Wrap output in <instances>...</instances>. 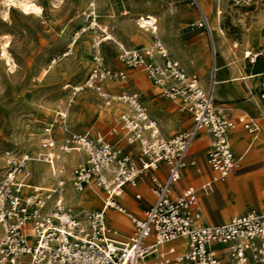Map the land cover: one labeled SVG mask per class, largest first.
Here are the masks:
<instances>
[{
	"label": "built area",
	"instance_id": "2783aa9c",
	"mask_svg": "<svg viewBox=\"0 0 264 264\" xmlns=\"http://www.w3.org/2000/svg\"><path fill=\"white\" fill-rule=\"evenodd\" d=\"M191 1L200 10L197 26L212 39L199 0ZM220 1L215 0L217 15L222 13ZM229 1L238 4L241 0ZM87 16L89 27H94L95 16ZM138 24L152 33L158 30L150 13L140 15ZM102 32L94 42L95 64L74 90L96 91L103 99L100 115L114 102L124 107L105 133H70L57 139L53 125L47 126L38 155L53 163L56 181L52 186L41 187L32 180L30 162L34 159L27 153L6 152V169L0 179V264H264V205L261 210L234 214L227 222L202 224L197 189L193 184L179 188L184 169L197 164L190 151L200 132L210 135L206 162L213 174L203 185L210 188L240 165L230 132L239 124L256 132L257 121L246 114L233 119L217 107L212 90L201 85L196 73L186 71L158 37L145 55L156 52L161 63L145 61L139 50L120 45L122 60L143 65L151 82L179 110L191 114L189 128L165 137L137 92L109 90V80L126 74L105 64L101 44L108 35L106 29ZM77 38L78 31L70 46ZM211 53L213 58L217 54L213 41ZM258 54L250 51L247 57L254 62ZM68 154L76 156L71 176L66 177L61 163ZM140 182L149 184L153 199L136 215L120 199L126 185ZM68 185L81 192L100 189L101 207L86 212L84 218L75 214L65 200ZM134 198L141 200L143 194L135 192ZM109 210L130 217L132 229L124 240L120 239L122 229L111 223Z\"/></svg>",
	"mask_w": 264,
	"mask_h": 264
},
{
	"label": "rangeland",
	"instance_id": "374dc122",
	"mask_svg": "<svg viewBox=\"0 0 264 264\" xmlns=\"http://www.w3.org/2000/svg\"><path fill=\"white\" fill-rule=\"evenodd\" d=\"M33 1L42 7L43 14L26 12L15 4L11 5L8 15H5L6 5L4 0H0V38L3 34L10 36L8 50L16 64L11 67L0 57V179L6 169L7 151L16 154L27 153L34 159L30 162L32 180L41 187L52 186L56 181L54 175L46 179L44 175L38 174V166L42 162L51 164L53 172V163L40 160L38 155L42 150L41 141L47 137V126L52 124L53 136L62 139L70 133L87 135L105 133L115 123L124 107L123 104L114 102L100 115L103 99L96 91L74 90V86L84 83L95 64L94 42L97 36L103 34L102 29H106L109 36L101 44L105 64L112 69L123 70L126 74L122 79L109 80V90L112 93L123 89L137 92L143 101L155 108L154 98L161 97L166 101L167 97L162 89L158 85L155 86L147 77L143 65H129L121 59L120 45L127 49L139 50L145 61L161 63L162 60L156 52L151 57L146 56L145 49L151 48L155 37L161 38V34L165 32L162 26L164 21L169 19L180 23L183 21L181 18H184L183 12L192 9L194 17L180 23L178 33L188 42L196 34L203 37L205 52L199 61L200 67L192 72L198 75L202 86V74L206 75V84L210 82L213 66L210 53L212 39L204 28L197 26L200 16L197 6L191 0ZM212 1L214 7L215 0ZM172 8L176 10L175 13H172ZM220 8L222 13L216 14L215 20L218 31L220 32L221 28L223 34L216 36L217 41L227 48L232 65L236 67L233 75L235 77L244 75L247 81L256 80L257 88H252L249 96L255 94L258 99L264 83V74L255 77L248 74L264 72V0H241L238 4L221 0ZM89 13L95 16L94 27H89L90 19L87 16ZM145 13L152 14L153 19L157 20L158 30L154 33L138 24L139 16ZM214 14L213 9L211 15ZM83 27L86 30L81 33ZM77 31L78 38L74 45L70 46L72 36ZM250 51L259 53L254 62L247 57ZM152 87L157 91L153 97L149 94ZM168 101L170 103L168 109L172 111L175 106ZM174 112L178 116L188 113L178 112L177 109ZM242 113L238 112L233 116L227 111L234 119ZM254 118L259 125L256 131L260 133L256 138L258 144L250 149L246 160L240 159L239 167L229 175L232 177L231 181H228V176L225 180L215 182L209 188L211 193L208 197L201 196L200 190L211 178L212 171L205 169L204 177H199L194 182L191 179L181 181V185L195 186L199 196V208L203 212H200L202 215L200 217L206 218L210 223L227 222L231 215L237 212L263 208L264 120ZM189 125L190 123L180 126L167 137L175 135ZM238 128L242 130L241 135L248 144L256 132L246 130L241 124ZM235 144L232 139L233 149L241 157L239 150L243 152V149ZM191 150H195V147L192 146ZM61 164L64 167V175L71 176L75 164L74 155H66ZM96 189L99 192L98 188ZM257 190L261 195L257 194ZM64 194L66 202L75 207L76 211L81 209L89 211L102 205L99 196L95 201H92L91 197L90 200L80 199V194L70 185L64 188ZM140 203L143 204L145 201L142 200ZM221 210H225L226 214L223 215ZM128 218L130 220L129 216ZM204 218L199 220V223H207ZM131 227L130 222L120 239H125L131 232Z\"/></svg>",
	"mask_w": 264,
	"mask_h": 264
},
{
	"label": "crops",
	"instance_id": "0c3cea01",
	"mask_svg": "<svg viewBox=\"0 0 264 264\" xmlns=\"http://www.w3.org/2000/svg\"><path fill=\"white\" fill-rule=\"evenodd\" d=\"M201 7L202 9H204L203 11L207 15L205 8L202 5ZM214 10H215V6H214ZM175 11L176 10H174L172 13H175ZM198 12L200 16L199 9H198ZM183 15H184V18H181V20H183L182 22H180L181 24L188 21L192 17H194V11L192 9H187L183 12ZM180 23H177L176 20L171 21L169 19L164 21L162 23V26L165 32L161 34V38L159 36L158 38L162 39L161 41L164 42L163 44L166 47H168L172 57L174 59L176 58L175 60H177L185 68L186 71L193 73L192 71L200 67L199 61L201 60V57L204 55V52H205V47L203 44V37L199 36V34H196L195 36L191 38L189 42L186 41V39L180 36L178 33L180 29ZM212 41L214 43V46L217 52L216 56L213 58L212 53H211V48H210L211 59L213 61V66H211V78L213 74V67L215 68V64H217V68H215V77H214V78H217V80H216V83L214 82L215 83L214 86L212 85L214 88L212 89V91L214 90V99H215L216 106L221 108L226 114H227V111H229V113L234 116L238 112H243L242 114H246L248 117L254 116L258 119L264 120V101H262V97H261L264 83H263V87L261 88V93H260L259 98L257 99L256 98L257 95L255 94H253L250 97L249 94L250 92L252 93V88L253 89L257 88L258 83L256 82V80H253V81H247L246 79L234 80L233 78L235 76L233 74L236 72V67L232 65L229 54L227 53V48L222 46L223 43H219L217 41V38L214 37L213 32H212ZM234 46L236 45L234 44ZM252 53L255 54L256 52L252 51ZM247 54L249 55L250 52H248ZM215 58L217 59L216 61H215ZM263 74L264 72H256V73H251L248 75H253L252 77H255V76H259ZM201 76H202L201 79L203 78L202 79L203 87L205 89H210V82L208 85L206 84V75L202 74ZM252 77H249V78H252ZM156 92H157L156 89L152 87L149 91V94H151L153 97V95H155ZM153 100H154L153 106L154 107L156 106L155 108L151 107V105L149 106L145 101L144 103L151 117L157 120V124L161 130V133L164 136L166 137L170 136V134L176 131L180 126H184L190 123L188 127L183 128V129H186L192 125L191 114L185 113L186 115H183V116H178L177 114H175L174 110L176 109L178 110V112H184V111L179 110L176 106V103L172 101L171 99L167 98L165 101L163 98L157 97V98H154ZM168 100H170L175 106L172 108V111L168 109V106L170 104ZM241 133H242V130H239V128L237 127L236 129L230 132V138H231V142H232V139L233 140L237 139L235 140L236 142L235 145H237L238 141L243 142L242 146H239L240 148L243 149V152H241L240 150L239 152L241 154V157H240L241 160L242 159L246 160L248 158V153L250 149L258 144V141L256 140V138L260 136V133L256 132L254 135V138L251 139L250 142H248V144L246 143L247 142L246 139L242 137ZM209 142H210V135L207 134L206 132L203 131L197 135L192 145L193 147H195V150L190 151L191 152L190 156L196 159L197 164L190 165L186 169H184L181 181L182 180L188 181V179H191L194 182L196 181L197 178L204 177L205 169L209 172L212 171L206 162V150H207ZM245 143L247 144L246 147H245ZM212 174H213V171H212ZM231 180H232V177L229 176L228 181H231ZM181 181L179 182V188L186 186V185H181ZM98 190L100 192L99 194V199H100L102 191L100 189ZM88 192H89V188L86 191L80 193V196ZM135 192H141L143 194V198L141 200L135 199L134 198ZM210 193L211 192L209 188L202 186V189L200 190L201 196L208 197ZM257 194L261 195V192L257 190ZM90 197L92 196H87L86 199L90 200L91 199ZM152 199H153V196L150 191L149 184L147 182H140L135 186L129 185V184L126 185L124 195L121 197L120 201L130 212L136 215H141L143 212V209L152 202ZM142 200L145 201V203L141 204L140 202ZM233 200H234V197L231 198V201ZM200 212H201V209H200ZM221 213L225 215L226 211L221 210ZM239 213H244V212H237L235 214H239ZM108 215L110 217L111 223L119 226L123 232L125 231V229L129 226L131 222L127 214L120 213L116 210H109ZM113 216L115 217L121 216L123 217L124 221H121L119 219L116 220ZM202 218L204 217H200L199 220H201ZM207 223H210V221L207 220ZM0 232H1V228H0Z\"/></svg>",
	"mask_w": 264,
	"mask_h": 264
},
{
	"label": "bare ground",
	"instance_id": "6f19581e",
	"mask_svg": "<svg viewBox=\"0 0 264 264\" xmlns=\"http://www.w3.org/2000/svg\"><path fill=\"white\" fill-rule=\"evenodd\" d=\"M199 2L205 8V11L207 12L208 20H209V23H210L211 30H212V32L214 34V37H216V36L219 37L220 34H223V30L220 28V32L218 31V25H217L216 20H215V16H216L217 12L215 11V14L214 15H211V13H213V9H214V7H213V1L212 0H199ZM4 3L6 5L5 12H4L5 15H8V12H9V9H10L11 5H15V4H18L19 6H21L26 12H34L36 14H43L42 13V10L43 9L41 10L42 7L38 6L33 0H4ZM220 4H221V1H220ZM174 10L175 9L172 8L171 11L173 12ZM209 15H210V17H209ZM107 38H109V36ZM0 39L2 40V42L0 43V57L6 61V64L7 65H10L11 67L14 66V65H16L13 57L11 56V54H10V52L8 50V47L10 45V40H9L10 39V36L8 34H3ZM151 56H153V54ZM216 60L217 59L215 58V61ZM215 68H217V64H215ZM215 68L213 67V74H212V78L210 80V90L214 89L213 86H214V84L216 83V80H217V78H214L215 77ZM245 78H246V76L243 75L241 77H234L233 79L234 80H237V79H245ZM212 94L214 96V90L212 91ZM201 140H202V138H201ZM235 140H237V139H235ZM242 143L243 142L238 141L237 145L238 146H242ZM73 155H74V157L76 156V154H73ZM51 168H52L51 167V164L50 165H47V164H44L42 162L38 166V174L39 175H44V178L49 179L50 178V175H54L53 172H51ZM65 187H67V186H65ZM71 187H72V189L76 193H79L80 194V193L84 192V191L81 192V191L76 190L73 186H71ZM87 196H92L91 197L92 198V201H95V200H97V198L99 196V192L94 187L93 188H89V192L88 193H85V194H82L80 197L82 199H85ZM71 208H72V210H73V212L75 214L79 215L82 218H84V214L86 212H88L87 209H81L80 211H76L75 207H73L72 205H71ZM91 210H89V211H91ZM82 211H84L83 214H81ZM113 217L116 220L119 219L121 221H124V219L121 216H119V217L113 216Z\"/></svg>",
	"mask_w": 264,
	"mask_h": 264
}]
</instances>
